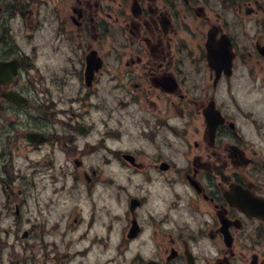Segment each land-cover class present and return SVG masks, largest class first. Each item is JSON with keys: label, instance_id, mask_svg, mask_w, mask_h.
Returning <instances> with one entry per match:
<instances>
[{"label": "flooded vegetation", "instance_id": "flooded-vegetation-1", "mask_svg": "<svg viewBox=\"0 0 264 264\" xmlns=\"http://www.w3.org/2000/svg\"><path fill=\"white\" fill-rule=\"evenodd\" d=\"M0 264H264V0H0Z\"/></svg>", "mask_w": 264, "mask_h": 264}, {"label": "rangeland", "instance_id": "rangeland-1", "mask_svg": "<svg viewBox=\"0 0 264 264\" xmlns=\"http://www.w3.org/2000/svg\"><path fill=\"white\" fill-rule=\"evenodd\" d=\"M62 195L60 197L59 201H87L85 196L77 197L74 193L67 192L64 190V192H61ZM117 192L116 190L111 187V194L109 197L110 204H108V218H111V230L114 231L113 235L116 234L117 231L122 229V225L124 222V211H125V202L122 201V199H119L117 197ZM66 209V211L70 208V202L66 206L63 207ZM47 214V222L43 224L45 229H49L52 231L51 233H48L45 235V240L46 241H53L55 240V229L57 225V216L58 213H56V207L55 206H50L49 208L46 209ZM88 224V219L85 218V222L82 223L79 228L84 229L86 228V225ZM27 227V226H25ZM23 242V241H22Z\"/></svg>", "mask_w": 264, "mask_h": 264}]
</instances>
